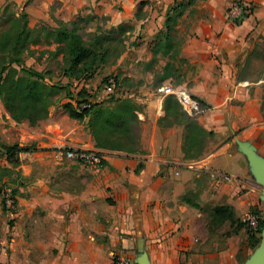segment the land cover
Listing matches in <instances>:
<instances>
[{"label": "crops", "instance_id": "obj_1", "mask_svg": "<svg viewBox=\"0 0 264 264\" xmlns=\"http://www.w3.org/2000/svg\"><path fill=\"white\" fill-rule=\"evenodd\" d=\"M58 1L64 21L103 5L104 28L129 33L127 49L138 66L147 59L180 69L186 60L194 71L178 82L189 84L208 107L197 121L214 134L199 155L187 156L185 124L162 123L167 98L150 90L139 97L140 146L131 153L98 148L89 128L62 107H52L32 126L14 120L1 102L0 141L22 149L16 153V192L9 187L17 199L15 215L5 210L1 195L0 260L114 264V256L124 253L136 264L144 253L147 264H247L263 238L262 231L253 245L244 219L260 209L264 227V186L251 158L264 168V79L243 77L242 70L264 40V0H245L255 9L240 24L227 15L235 0ZM63 144L100 150L103 166L84 169L55 151ZM211 168L243 182L216 185ZM220 206L231 209V220L216 215Z\"/></svg>", "mask_w": 264, "mask_h": 264}, {"label": "rangeland", "instance_id": "obj_2", "mask_svg": "<svg viewBox=\"0 0 264 264\" xmlns=\"http://www.w3.org/2000/svg\"><path fill=\"white\" fill-rule=\"evenodd\" d=\"M116 7L119 10L122 9L119 3ZM104 8L103 5L91 6L90 13H80L81 15L71 16L69 21H64L58 18L59 10L65 11L63 3H59L58 0H0V33L16 25V18L20 17L23 12H27L30 16V28L34 37L39 34L44 36L42 31L44 28H56L65 23L69 26H78L80 33L91 48L96 50L102 47L108 48V62L96 69L98 71L100 68V72L97 75L95 74L97 72L94 71L93 74L95 75L91 78L75 80L65 72L67 63L64 60L63 53L58 51L57 43L53 41L47 43L45 37H43L40 43L30 44L32 52H25L22 55L24 65L42 72L46 80L59 83L63 86L53 90V105L50 111L52 107H62L65 110L64 104L73 102L71 99L72 94L76 95L81 90H85L93 102H106L114 98L129 97L139 110L143 109V103L139 101V97L143 96L147 90L161 93L165 84L182 86L181 88L190 90L189 84H180L181 82H178L183 74L194 71V68L186 60H181L180 69L171 65L160 67L155 64L154 60L150 61L147 59L143 61V64L138 66L136 61L131 59V53L127 49V45L132 43L129 33L124 28L121 29V27L118 28L119 32L104 28L105 25L109 24L107 16L103 14ZM176 44V41L172 42L170 49L175 50ZM1 62L2 58L0 59V67ZM14 65L18 67L16 64ZM242 76L251 79L259 77L264 79V40H260L256 44L248 58L246 66L242 70ZM111 77L117 79L118 83H116L115 87L109 86L108 80ZM260 85L264 89V83L262 82ZM165 98H167L165 102L168 108V117L162 123L185 124V152L187 156L193 157L199 155L203 150L205 139H202V135L199 134L193 124L198 122L197 117L187 115L176 98L170 95L165 96ZM261 116L264 118V101L261 107ZM72 119L89 128L88 117L83 120ZM4 123L5 118L0 125ZM140 132L141 127L139 126L138 134ZM0 149L1 158L3 159L2 163L4 164L0 167L1 202L3 187L8 186L16 192L13 181H17L20 174V162L18 157L12 156L7 158L4 155L5 149H3L1 141ZM6 160L8 161L5 162ZM85 168L87 167L84 166ZM8 223L12 226L13 220H9ZM0 264L5 263L0 260Z\"/></svg>", "mask_w": 264, "mask_h": 264}, {"label": "trees", "instance_id": "obj_3", "mask_svg": "<svg viewBox=\"0 0 264 264\" xmlns=\"http://www.w3.org/2000/svg\"><path fill=\"white\" fill-rule=\"evenodd\" d=\"M15 21L16 25L0 33V59L2 58L0 101L14 120L18 122L27 120L35 126L39 121L49 117L53 105V90L63 86L46 80L42 72L24 65L22 55L25 52H32L30 44L40 43L43 37L47 43L51 41L57 43L58 51L63 53L67 63L65 72L75 80L88 79L95 75L94 71L108 62V48L102 47L99 50L91 48L76 25L69 26L64 23L56 28H44L42 30L44 36L39 34L34 37L27 12H23ZM240 23L242 20H237L236 24ZM71 99L73 102L64 104L65 110L71 118L78 120L89 118L88 127L98 148L128 153L138 150L139 109L129 97L93 102L87 92L81 90L76 95L72 94ZM85 104L88 106L83 107ZM165 109L168 112L166 102ZM193 124L203 140L214 134L204 129L198 122ZM2 146L7 158L16 157V153L22 149L18 144ZM215 212L220 219L231 220L229 207H217ZM248 232L250 242L253 245L257 244L259 235L249 230Z\"/></svg>", "mask_w": 264, "mask_h": 264}, {"label": "built area", "instance_id": "obj_4", "mask_svg": "<svg viewBox=\"0 0 264 264\" xmlns=\"http://www.w3.org/2000/svg\"><path fill=\"white\" fill-rule=\"evenodd\" d=\"M254 4L245 0H235L228 8L227 15L232 22L236 23L237 20L242 22L254 12ZM109 86L115 87L117 81L114 77L109 78ZM251 83L242 82L239 85L248 86ZM163 96L173 95L177 98L182 110L191 117H199L208 111V107L203 105L202 102L195 97L190 91L173 86L172 84H165L161 90ZM88 106L87 104L83 107ZM4 111L0 107V124L3 122L5 117ZM55 151L62 154L68 160L82 164L85 167L99 168L103 166L105 156L103 152L96 149H88L84 147L70 146V145H59L55 148ZM4 155H6L4 153ZM7 156V155H6ZM2 165V158L0 154V167ZM210 176L216 185L223 183L237 182L241 183L243 180L240 177L234 176L228 172H224L218 169L211 168ZM2 203L5 210L15 215L18 212V204L13 191L5 186L2 189ZM244 223L249 231L255 235H259L263 229V214L260 209H254L244 219ZM114 264H134L133 259L124 254H117L113 258Z\"/></svg>", "mask_w": 264, "mask_h": 264}, {"label": "water", "instance_id": "obj_5", "mask_svg": "<svg viewBox=\"0 0 264 264\" xmlns=\"http://www.w3.org/2000/svg\"><path fill=\"white\" fill-rule=\"evenodd\" d=\"M252 161L257 165L259 168V174H260V181L262 182L264 186V168L262 165H260L256 159L251 156ZM263 231V238H262V244L255 252L254 256L248 261L247 264H264V227L262 229ZM139 251H143V241L141 240L139 242ZM136 264H147L146 262V256L144 253H141V255L137 258Z\"/></svg>", "mask_w": 264, "mask_h": 264}, {"label": "bare ground", "instance_id": "obj_6", "mask_svg": "<svg viewBox=\"0 0 264 264\" xmlns=\"http://www.w3.org/2000/svg\"><path fill=\"white\" fill-rule=\"evenodd\" d=\"M158 108V107H157Z\"/></svg>", "mask_w": 264, "mask_h": 264}]
</instances>
